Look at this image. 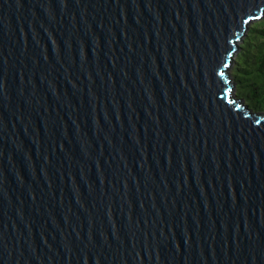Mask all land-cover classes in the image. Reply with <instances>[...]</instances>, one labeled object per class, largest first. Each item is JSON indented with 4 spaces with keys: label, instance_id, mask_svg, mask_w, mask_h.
Returning a JSON list of instances; mask_svg holds the SVG:
<instances>
[{
    "label": "water",
    "instance_id": "obj_1",
    "mask_svg": "<svg viewBox=\"0 0 264 264\" xmlns=\"http://www.w3.org/2000/svg\"><path fill=\"white\" fill-rule=\"evenodd\" d=\"M261 10L0 0V264H264V116L221 66Z\"/></svg>",
    "mask_w": 264,
    "mask_h": 264
},
{
    "label": "trees",
    "instance_id": "obj_2",
    "mask_svg": "<svg viewBox=\"0 0 264 264\" xmlns=\"http://www.w3.org/2000/svg\"><path fill=\"white\" fill-rule=\"evenodd\" d=\"M232 76L236 97L243 100L251 112L264 116V13L255 19L243 37Z\"/></svg>",
    "mask_w": 264,
    "mask_h": 264
},
{
    "label": "rangeland",
    "instance_id": "obj_3",
    "mask_svg": "<svg viewBox=\"0 0 264 264\" xmlns=\"http://www.w3.org/2000/svg\"><path fill=\"white\" fill-rule=\"evenodd\" d=\"M254 22H255V20L250 21V22L246 25V27H245V29H244L242 35L240 36L241 38H239V39L236 41V44H235V45H236V50H235L234 53H233V58H232V60H231V62H230V67H229L228 69H226V73H227V75H228V79H229V81H230L231 84H233L232 70H233V66H234V59H235V56H236L237 52L239 51V46L241 45V42H242L243 37H244V36L246 35V33L248 32V28H249V26H251ZM234 90H235V87H234Z\"/></svg>",
    "mask_w": 264,
    "mask_h": 264
},
{
    "label": "snow or ice",
    "instance_id": "obj_4",
    "mask_svg": "<svg viewBox=\"0 0 264 264\" xmlns=\"http://www.w3.org/2000/svg\"><path fill=\"white\" fill-rule=\"evenodd\" d=\"M257 7H259V6L257 5ZM261 11H264V10H261ZM252 18L253 17L249 14V20L252 19ZM242 22L244 24H247L249 21L248 20H243V18H242ZM237 27H239V24H237ZM224 39H225V42H226V44L228 46H231V45H233L235 43V41L228 40L227 36H225ZM224 51L226 53V58L225 59H227V57H231L233 55V53L228 50V47H225ZM221 66H222L223 69H228L230 67V64L227 63V62L222 61L221 62ZM219 75L223 76L224 75V72L221 71L219 73ZM2 88H3V84H2V82H0V89H2ZM228 91H230V89H228Z\"/></svg>",
    "mask_w": 264,
    "mask_h": 264
}]
</instances>
